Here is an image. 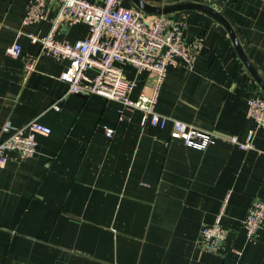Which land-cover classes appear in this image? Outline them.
<instances>
[{"label":"crops","instance_id":"1","mask_svg":"<svg viewBox=\"0 0 264 264\" xmlns=\"http://www.w3.org/2000/svg\"><path fill=\"white\" fill-rule=\"evenodd\" d=\"M28 2L0 0V140L9 134L4 125L30 120L51 132L37 135L32 157L10 152L0 167V264H264V221L250 240L242 227L251 201H264V127L247 116L249 97L261 93L227 29L196 9L169 13L186 21L184 41L201 45L192 64L168 67L154 110L240 141L253 131V149L219 137L197 150L170 136L171 121L152 125L137 108L120 118L117 100L69 93L59 79L66 62L28 36L49 31L54 9L22 25ZM206 4L226 18L264 79V0ZM87 33L85 23L67 20L56 36L74 42ZM12 42L19 57L5 54ZM28 56L37 61L25 77ZM124 74L132 99L152 92L149 72L126 66ZM222 207L226 238L215 251L202 249L201 228Z\"/></svg>","mask_w":264,"mask_h":264},{"label":"built area","instance_id":"2","mask_svg":"<svg viewBox=\"0 0 264 264\" xmlns=\"http://www.w3.org/2000/svg\"><path fill=\"white\" fill-rule=\"evenodd\" d=\"M205 3L214 0H201ZM54 9L51 25L45 34L28 36L32 42L40 44V52L57 60L65 61L59 79L67 84V91L82 96L98 94L121 103L120 118L124 109L137 108L144 119L152 125L164 126L171 121L170 136L180 139L186 146L204 150L219 137L236 143L243 149H253L251 138L238 140L236 135H219L201 129L181 120H169L154 110L158 90L164 81L169 66L181 62L192 64L196 58L201 40L186 43L183 30L186 21L175 19L171 14L147 15L136 7H126L122 0H29L22 25H29L44 19ZM83 22L88 26L87 36L74 42L60 40L56 33L64 21ZM5 54L19 57L21 48L17 42L5 47ZM37 57L28 56L23 62L24 76H28L36 66ZM130 66L138 72H149L154 81L150 94L141 92L136 99L130 97L134 82L126 78L124 67ZM92 72V75L89 73ZM247 116L256 126L264 127V96L256 94L247 101ZM0 140V167L9 158L8 153H16L19 159L32 157L36 152L37 135H48L49 126L36 120L12 129ZM107 136H112L113 128L104 126ZM223 207L214 221L201 228L199 244L202 249L215 251L226 238V229L221 223ZM264 221V201L253 199L242 219V227L247 239L257 236Z\"/></svg>","mask_w":264,"mask_h":264},{"label":"water","instance_id":"3","mask_svg":"<svg viewBox=\"0 0 264 264\" xmlns=\"http://www.w3.org/2000/svg\"><path fill=\"white\" fill-rule=\"evenodd\" d=\"M133 4L142 10L146 14H169L177 11H183V10H190V9H196L198 11H201L203 13H206L207 15L211 16L215 21L223 25L232 40L233 47L235 49V52L237 56L241 59L245 67L248 69L249 73L253 77L255 84L259 88V91L262 95H264V79L260 76L254 65L249 61L247 55L245 54L244 50L242 49L236 34L234 30L232 29L229 22L226 20V18L216 10L214 7L204 3L201 0L194 1V0H182L175 3H169L162 6L159 5H151L146 3L143 0H131Z\"/></svg>","mask_w":264,"mask_h":264}]
</instances>
